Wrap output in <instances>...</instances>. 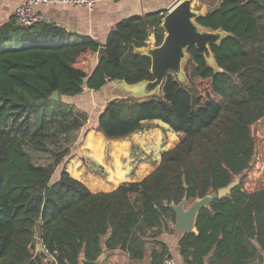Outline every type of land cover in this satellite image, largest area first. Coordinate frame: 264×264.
I'll use <instances>...</instances> for the list:
<instances>
[{"label":"trees","instance_id":"obj_1","mask_svg":"<svg viewBox=\"0 0 264 264\" xmlns=\"http://www.w3.org/2000/svg\"><path fill=\"white\" fill-rule=\"evenodd\" d=\"M166 12L120 20L95 64L101 45L90 36L44 21L23 27L13 18L0 26V264L95 260L108 232V250L140 260L148 230L164 225L170 231L166 221L174 224L170 203L216 191L250 166V127L264 117V0H219L196 19L229 34L210 46L218 68L191 45L183 66L188 84L168 71L158 94L110 96L97 116L99 133L85 139V150L104 164L103 137L118 142L158 119L181 135L157 167L107 192L90 191L66 170L87 115L63 96L99 91L114 80H151L150 57L136 49L147 45L150 30L153 45L160 44ZM54 91L58 99L51 97ZM114 163L113 174L105 167L117 182L127 172ZM71 170L77 175L76 164ZM196 227L197 233L182 232L178 241L182 264H204L207 255L208 264H261L264 188L249 192L240 180L200 209ZM161 246L152 251L153 264L169 254Z\"/></svg>","mask_w":264,"mask_h":264},{"label":"crops","instance_id":"obj_2","mask_svg":"<svg viewBox=\"0 0 264 264\" xmlns=\"http://www.w3.org/2000/svg\"><path fill=\"white\" fill-rule=\"evenodd\" d=\"M21 0H0V26L7 23L11 19L15 18L14 8L20 3ZM89 4L81 5H70V4H50V5H40L37 6V10L43 15L44 22L53 23L55 25L63 27L65 30L70 32L73 35L81 36H90L96 39L100 45L104 46L107 33L112 29L120 20L134 16L140 15L143 16L148 13L160 12L164 9L168 11L178 0H87ZM219 0H204L202 13L207 12L208 10L214 8L218 4ZM208 3H213L211 7ZM162 13V12H161ZM149 37H151L152 32L149 31ZM97 62V56L94 58V64ZM110 82L102 87L103 95H106L104 88H107ZM90 90L84 88V90ZM92 91V90H91ZM114 94H111V96ZM116 95V94H115ZM76 96V95H75ZM107 96V95H106ZM109 97V96H108ZM154 125L162 126L164 129L169 128V125L166 123L155 119L152 120ZM160 129H155L153 132H144V136L149 135L150 133L155 139L154 143L144 141L143 145H146V149L155 150L158 152V148L161 149L162 137H160ZM180 133L173 132L172 135H169L167 139L168 146L166 149L172 148L179 142ZM135 138V137H134ZM125 146L122 148V152L118 151V146L115 150L108 151L109 156L104 155V164L100 163L94 156H92L88 151L84 150L77 155H71L70 159L66 163V170L74 178L83 182L90 191L100 192V191H111L117 187L121 181H140L148 173L153 171L159 161H160V151L158 157H155L151 161L146 154H142L139 158V161H136L134 164H131L130 157V139L127 137L123 138ZM128 142V143H126ZM105 147V146H104ZM128 152L127 159L129 162L122 161L124 152ZM104 154V151H103ZM118 154V156H116ZM89 158L87 159L86 158ZM112 157V160L109 158ZM86 158V159H85ZM121 158V160H120ZM117 159V164L120 166L121 171L127 172V177L121 178L117 182H114L110 175V171L107 170L105 164L111 169V174L117 172L116 164L114 161ZM83 160H87L93 167L84 168L81 166ZM76 164L77 175L72 173V167ZM88 164V163H87ZM72 165V166H71ZM96 165V166H95ZM130 165V168L127 171L126 167ZM100 168L102 172L96 171L97 168ZM104 167V169H103ZM131 167L133 170H131ZM131 172V174H130ZM167 229L165 230L164 225L161 228L154 227L152 230H148L147 242L145 244L144 256L140 260H131L128 255L119 250V249H110L108 250L105 247V240L109 236V232L102 237V252H101V262L100 264H153L152 251L156 250L157 252L161 251L162 243L166 244L168 247L169 254L175 258L176 264H182L181 255L179 253L178 241L182 235V232L175 229L174 224L167 220ZM173 228V229H172ZM195 233V232H194ZM39 242H37V251H39ZM260 251V250H259ZM208 255L205 256V263L208 264ZM45 260V264H46ZM256 263V262H255ZM158 264V263H154ZM253 264V263H252Z\"/></svg>","mask_w":264,"mask_h":264},{"label":"water","instance_id":"obj_3","mask_svg":"<svg viewBox=\"0 0 264 264\" xmlns=\"http://www.w3.org/2000/svg\"><path fill=\"white\" fill-rule=\"evenodd\" d=\"M192 4L193 0H178L161 19L160 26L164 29V36L160 44H147L136 49L139 53L150 57V72L153 78L134 83H127L125 80L111 81L107 86L110 93L107 96L120 95L117 90L122 91L123 96L140 97L158 94L168 71H173L182 83L188 84L183 66L188 58L187 49L191 45H195L203 52V56L210 66L218 68L210 46L219 44L229 34L224 30H210L198 24L196 19L204 13L201 10H195ZM104 53L105 48L101 45L96 54L97 58ZM51 97L58 99V92L54 91ZM239 183L240 177L237 176L227 185L202 197H196L190 202L184 195L178 203H170L175 214V229L181 232L197 233L196 218L200 209L210 207L211 202L228 195ZM42 249V245L39 244L38 250ZM259 252L262 256L261 264H264V251L260 250ZM100 262L101 253L95 260H87L84 257H80L79 260V264H100Z\"/></svg>","mask_w":264,"mask_h":264},{"label":"rangeland","instance_id":"obj_4","mask_svg":"<svg viewBox=\"0 0 264 264\" xmlns=\"http://www.w3.org/2000/svg\"><path fill=\"white\" fill-rule=\"evenodd\" d=\"M203 2L204 0H193V4L192 7L195 10H201L203 9ZM211 7V5L213 3H208ZM96 57V55L94 57H92V63H94V58ZM108 88H104V91L107 94H110L108 92ZM117 90V89H116ZM119 94L122 95L123 92L120 90ZM103 95V91L99 90V91H91V90H87V89H83V91L76 95V96H71V97H67V96H63V100L66 102H69L71 104H73L75 107H77L80 111L84 112L87 115V119L85 121V124L83 125L82 129L80 130V133L78 135V137L76 138L70 154L71 155H77L79 154L80 150L82 152H84L85 150V139L88 136L89 133H94L97 135V133H99V131L96 128L97 125V116L99 114V112L102 110L105 101L110 97ZM155 129H160V137H162V144H161V149H159L160 151H165L167 150L165 145H168L166 143H168L167 139L169 138V135H172V133L174 131H172V129L166 128L164 129V127L162 126H156L154 125V123L152 121L147 122L146 124H144V126L139 129L134 131L133 133H131L130 135H128L127 137H129L130 139V148H129V152H130V157H131V164H134L136 161L140 160V156L142 154H146L147 157L153 161L155 159V157H158L160 151L158 150H149L146 149V145H143L141 142V139H144V141L149 142V144H151L152 142L154 143L155 139H153L152 134L150 133L149 135L144 136V132H153ZM250 131H251V136L254 140V144H255V151H254V156L251 160L250 166L241 174L239 175L240 180H242V188L245 190L253 191L259 188H264V117L260 118L259 120H257L255 123H253L250 127ZM175 133V132H174ZM181 135V134H180ZM127 137H124V139H126ZM135 137V138H134ZM105 140V147H103V151H104V155L109 156L108 155V151L111 150H115L116 146H118L119 144H121L124 140L123 138H120L119 141H113L114 139H107L105 137H103ZM180 139V137H179ZM128 143V142H126ZM175 146V145H174ZM162 151V152H163ZM161 152V153H162ZM160 153V155H161ZM127 155L128 152H124L123 157H122V161L129 162L127 159ZM71 157V156H70ZM87 158V156H86ZM85 158V159H86ZM70 159V158H69ZM68 159V160H69ZM89 159V158H87ZM113 158L110 157L109 160H112ZM121 160V158H120ZM88 163V164H87ZM66 166V164H65ZM81 166H84V168H88V167H93V165H91V163H89L87 160H83V162L81 163ZM96 166V165H95ZM107 167V166H106ZM130 168V165L126 167L127 171H129L128 169ZM104 169V167H103ZM108 170V169H107ZM131 170L132 167H131ZM96 171L98 172H102L101 169L98 167L96 169ZM131 174V172H130ZM189 204V202H188Z\"/></svg>","mask_w":264,"mask_h":264},{"label":"built area","instance_id":"obj_5","mask_svg":"<svg viewBox=\"0 0 264 264\" xmlns=\"http://www.w3.org/2000/svg\"><path fill=\"white\" fill-rule=\"evenodd\" d=\"M89 4L87 0H21L14 8V16L18 25L29 27L44 20L43 15L37 10V6L50 4ZM146 43L153 45V39L148 37ZM245 190V189H243ZM248 191V190H246ZM160 264H176V260L171 255H165ZM256 264V263H253Z\"/></svg>","mask_w":264,"mask_h":264}]
</instances>
